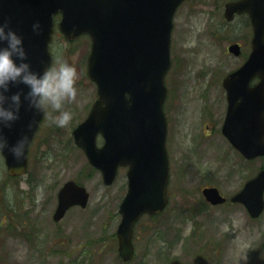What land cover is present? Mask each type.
<instances>
[{
  "label": "water",
  "instance_id": "obj_1",
  "mask_svg": "<svg viewBox=\"0 0 264 264\" xmlns=\"http://www.w3.org/2000/svg\"><path fill=\"white\" fill-rule=\"evenodd\" d=\"M183 1L0 0V20L11 17L12 26L24 36L34 69L42 71L51 64L49 43L56 14H62L59 27L67 39L82 34L92 38L88 73L98 86V101L74 131V138L90 163L102 172L106 185L115 181L119 166L131 165L129 190L119 208L122 219L117 230L119 254L124 261L135 253V224L143 215L159 214L168 205L165 76L171 65L173 18ZM236 12L250 15L254 38L248 60L224 80L228 113L223 131L247 159H253L264 156V0L229 3L227 19L232 20ZM36 19L42 26L39 34L31 29ZM230 51L239 55V45L231 46ZM256 78L259 82L252 87ZM33 115V111L22 108L21 118L12 128L4 129L10 143H15L22 132L28 131L30 136L23 158L15 159L7 149L2 153L11 176L27 171L29 146L43 113L35 116L36 123L29 130L27 124ZM98 134L105 139L102 148L96 145ZM203 194L213 204L226 201L217 189H205ZM58 197L55 221L72 206L85 208L89 201L86 188L74 181L65 183ZM232 201L244 204L251 217H259L264 211V170Z\"/></svg>",
  "mask_w": 264,
  "mask_h": 264
},
{
  "label": "rangeland",
  "instance_id": "obj_2",
  "mask_svg": "<svg viewBox=\"0 0 264 264\" xmlns=\"http://www.w3.org/2000/svg\"><path fill=\"white\" fill-rule=\"evenodd\" d=\"M209 3L210 0H192L182 5L175 17L172 58L177 62L169 85L180 75L184 90L189 93L183 108L190 122L206 106L202 97L211 85L209 82L219 77L220 83L222 76L241 65L240 58L228 53L230 40L241 38L246 42L250 35L245 21L224 27L220 23L222 16L215 14ZM65 43L55 35L52 45L64 52ZM80 43V50L70 58L77 66L85 51L83 41ZM77 71V96L65 104L72 119L58 132L51 121L35 138L32 182H28L27 175L18 180L9 177L0 154V209H10L15 215L12 221L0 218V264H123L113 234L121 219L118 209L127 192V177L123 170L116 182L107 187L99 173L92 171L87 175V160L76 149L71 132L94 103L96 89L85 76L80 83L81 75L86 74L84 67L83 72ZM208 92L209 103L218 91ZM242 165L238 176H230V169L225 172L229 176L224 188L228 196L264 168V159L250 164L249 170L245 161ZM192 177L201 180L184 184L192 193L175 196L170 209L155 221L157 226L148 218L138 224L134 237L137 254L128 264H191L197 255L198 263L208 264L219 238L224 246L225 264H264V215L260 220H252L241 206L209 210L197 190L206 180L197 174ZM68 180L86 186L90 202L86 209L72 208L55 223L57 192ZM30 188L32 195L28 194ZM147 227L152 231H146ZM175 257L177 262L172 260Z\"/></svg>",
  "mask_w": 264,
  "mask_h": 264
},
{
  "label": "flooded vegetation",
  "instance_id": "obj_3",
  "mask_svg": "<svg viewBox=\"0 0 264 264\" xmlns=\"http://www.w3.org/2000/svg\"><path fill=\"white\" fill-rule=\"evenodd\" d=\"M235 1L239 0H210L209 5L215 13L217 12V14L219 13V16H222V18H220V23L226 28H228L229 25H233L235 23L240 24L243 21L247 23L250 35L248 36L246 42L241 38L234 39L232 41L230 40L229 42L230 44H240L242 53L238 58L241 59L242 65L247 60L248 55L251 52L253 27L250 17L247 14H236L232 22L226 21V19L224 18L226 5L230 2ZM80 39L81 38L65 43L66 48L64 52L63 49H57L56 47L51 48L50 51L53 63L55 62L57 57L66 58L69 60V62H71L70 58L76 53V51L80 50ZM90 50L91 41L87 44V49L83 53L81 63L78 66L75 64L76 68L82 72L83 67L84 70H86L87 68ZM84 76L88 78L87 74H82L80 77V83L82 84ZM225 77L226 76H222L220 83H218L219 77L209 82L211 83V85L204 92V96L202 97V99L206 102V106L201 111H198L194 114L191 122L187 119L183 108V106L187 105L188 103L187 100L189 93L185 92L183 82L180 79V75L179 79L175 77L173 78L174 83H172L171 81L170 91L167 95L164 106L168 121V135L166 146L170 165V177L168 183L169 202H171V200L174 199L175 196L179 197L181 194H191V188L185 187L184 184L188 181L199 182V180L201 179L192 177V174H197L198 177L201 176L203 180H206L205 183L199 184L197 186V190L201 192L205 187H215L224 197L227 198L226 203L219 205H212L211 203L206 202V205L208 206V208H210L209 210L232 206H241L244 208V206L241 204L231 202V198L235 193L230 196L225 193L224 188L227 186V180L229 178L228 175H225V172L227 169H230V176H238L244 168L242 165V161H245L246 164H248L247 169L249 170V165L258 159L251 161L245 160L244 157L236 149H234L223 132L228 110L227 91L223 86V80L225 79ZM88 80L92 83L93 86H95L96 89V97L94 101L95 103L97 100V86L89 78ZM256 83L257 81L252 82L251 86H254ZM209 89H217L218 92L213 93L216 95V97H211L208 103V95L210 94L208 92ZM94 103L90 107L88 113L85 111V115L81 117L84 118L83 121L87 118ZM50 122L51 121L49 120L48 116L45 114L40 125V131L42 133L44 132V126L46 124H49ZM76 127L74 126L72 128V131ZM58 129H62V126L56 125V132H58ZM45 139L47 140V137H45ZM102 141V137L99 136V144ZM130 168L131 165L120 167L118 173L124 170L127 177ZM96 172L101 175V172ZM203 172H205L206 174L203 175ZM30 191L31 192H28V194L32 195V188H30ZM56 198L58 205V196H56ZM30 200H32V197H30ZM0 211H2V214H0V218L5 220L6 222L15 219V215L10 211V209L1 208ZM9 237L10 236H8L7 238ZM29 238H32V236H30ZM115 243L118 248V238H115ZM214 248L215 250L212 252L213 257L209 256L210 258L207 261L209 262L208 264H225L223 259L224 246L220 238L215 242ZM212 258L215 261H212ZM194 264L204 263H198V260L195 258Z\"/></svg>",
  "mask_w": 264,
  "mask_h": 264
},
{
  "label": "clouds",
  "instance_id": "obj_4",
  "mask_svg": "<svg viewBox=\"0 0 264 264\" xmlns=\"http://www.w3.org/2000/svg\"><path fill=\"white\" fill-rule=\"evenodd\" d=\"M31 29L35 34L42 31L39 19L32 22ZM28 57L24 36L12 26L11 17L0 20V154L7 149L17 160L25 155L30 143L29 132H22L15 143H10L4 129L12 128L21 118L22 108L34 113L27 124L29 130L34 127L39 113H45L56 125L64 126L72 119V112L65 104L78 93V71L68 59L57 57L40 71L33 68ZM13 87L17 90L11 91Z\"/></svg>",
  "mask_w": 264,
  "mask_h": 264
},
{
  "label": "trees",
  "instance_id": "obj_5",
  "mask_svg": "<svg viewBox=\"0 0 264 264\" xmlns=\"http://www.w3.org/2000/svg\"><path fill=\"white\" fill-rule=\"evenodd\" d=\"M29 182V181H28ZM30 183V182H29ZM155 219H157L156 217L155 218H153V220H155ZM149 230H151L152 231V228H150L149 227ZM155 231H156V227H155V229H154ZM262 251H264V246H263V248H262Z\"/></svg>",
  "mask_w": 264,
  "mask_h": 264
}]
</instances>
